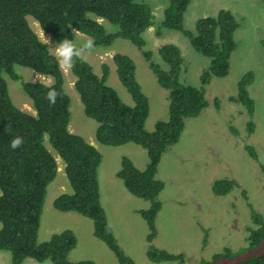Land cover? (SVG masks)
Wrapping results in <instances>:
<instances>
[{"label": "trees", "instance_id": "trees-1", "mask_svg": "<svg viewBox=\"0 0 264 264\" xmlns=\"http://www.w3.org/2000/svg\"><path fill=\"white\" fill-rule=\"evenodd\" d=\"M167 1L162 27L181 32L199 54L209 59L208 68L200 76L199 88L182 81L184 58L178 46L163 45L158 50L161 63L155 62L153 52L144 50L143 34L154 25L150 3L137 0H0V251L10 252L12 264H21L28 258L38 262L49 260L53 264H96L92 260L74 262L69 259V253L78 243L71 230L54 234L43 243L38 241L48 188L58 175V162L46 141L64 161L71 189L70 193H63L54 200V208L91 219L94 236L110 248L119 264H135L118 245L102 206L99 169L103 157L95 146L70 132L71 98L64 90L63 71L27 17L37 21L54 43L64 38L76 43L79 32L95 41V49L110 48L117 39L131 42L141 51L158 84L167 91L169 117L167 121H158L153 131H148L146 120L150 103L137 80V67L132 58L118 53L113 60L118 78L132 96L134 105L123 102L117 91L107 84L108 65H103L102 75L97 74L85 59L77 60L71 69L84 113L99 125L96 131L98 143L111 147L134 143L148 152L149 163L144 170L124 157L116 176L129 193L151 202L150 208L139 213L148 223L151 231L148 241L152 244L157 235L156 218L162 209L159 195L165 189V183L157 178L159 164L163 155L179 142L186 121L199 117L208 107L205 87L210 80L229 75L230 59L238 48L235 34L241 28L237 16L220 10L214 16L199 19L194 31L187 30L185 15L194 0ZM241 2L252 6L251 0ZM99 18L105 23L99 22ZM261 43L264 47V40ZM18 67L53 78V83L48 86L59 92L54 106L44 98L49 87L26 81ZM8 79L20 83V89L32 102L35 115L14 104ZM254 81V73H246L238 83L234 98L249 117L255 114V100L248 92ZM219 102L215 99V104ZM249 131L254 132L253 123H250ZM17 136L22 137L24 143L13 150L10 142ZM246 149L253 159H257L252 146H246ZM260 169L264 173V165L260 164ZM238 187L235 180L222 179L213 184V192L223 197ZM242 194L247 198L245 190ZM252 213L262 223L263 217ZM259 225L247 238L250 246L240 253L264 238V224ZM203 231L206 245L210 231L205 228ZM146 255L154 263L185 264L184 254H172L152 245ZM232 255L230 249L225 248L224 253L215 258ZM241 264H264V257Z\"/></svg>", "mask_w": 264, "mask_h": 264}, {"label": "rangeland", "instance_id": "rangeland-1", "mask_svg": "<svg viewBox=\"0 0 264 264\" xmlns=\"http://www.w3.org/2000/svg\"><path fill=\"white\" fill-rule=\"evenodd\" d=\"M137 1L152 4L154 15V25L143 34L146 41L144 50L153 52L155 62L161 63L158 50L166 44L178 46L185 67L181 79L199 88L200 76L208 68L209 59L199 54L181 32L162 27L168 1ZM241 1L194 0L185 15V28L190 31L195 30L199 19L214 16L220 10L230 11L237 16L241 28L235 34L238 48L231 56L229 75L210 80L205 87L208 107L199 117L186 121L179 142L163 155L159 164L157 178L165 183V189L159 195L162 209L156 218L157 235L152 244L148 241L151 233L148 223L139 213L150 208L151 202L129 193L116 176L124 157L131 159L138 169L144 170L149 163L147 150L134 143L112 147L98 143L96 131L99 125L84 113V106L75 89L76 77L71 70H62L65 76L64 90L71 98L69 130L95 146L103 157L99 169L102 206L118 245L135 264H177L151 262L146 255L151 245L172 254H184L186 264L208 263L216 255L223 254L225 248L236 255L249 247L247 238L250 230L259 227L252 224L254 220L249 206L253 204L264 219V173L260 169V164L264 165V47L261 43L264 40V1L251 0L253 7ZM27 19L43 41L45 33L32 17ZM98 21L105 23L100 18ZM45 35L53 45L56 44L49 35ZM76 38L78 45L89 39L80 32L76 33ZM118 53L129 56L136 64L137 80L150 103L146 129L153 131L158 121H167L169 117L168 93L158 84L141 51L131 42L117 39L110 48L98 47L86 53L85 60L99 75L103 74V65H108L107 84L117 91L123 102L134 105L132 96L116 73L112 59ZM17 70L26 81L37 82L39 78V83H53V78L30 69L18 67ZM249 71L255 75V81L248 87L249 95L255 100V114L252 117L241 104L234 101L238 83ZM7 82L14 104L35 115L32 102L20 89V83L10 79ZM217 98L220 100L218 105L215 104ZM250 123L254 126L253 133L249 131ZM46 146L58 162V175L48 188L38 241L43 243L54 234L71 230L78 240L77 247L69 253L71 261L119 264L110 248L94 236L91 219L54 208V200L63 193H70L71 189L64 161L47 141ZM246 146L255 149L257 159L248 154ZM222 179L235 180L239 187L218 197L213 192V184ZM244 190L248 193L247 198L242 194ZM203 228L210 231L206 245L203 243ZM0 264H12L10 252L0 251ZM21 264L53 263L28 258Z\"/></svg>", "mask_w": 264, "mask_h": 264}, {"label": "clouds", "instance_id": "clouds-1", "mask_svg": "<svg viewBox=\"0 0 264 264\" xmlns=\"http://www.w3.org/2000/svg\"><path fill=\"white\" fill-rule=\"evenodd\" d=\"M100 20H103V19H100ZM35 22L39 26V23L37 21ZM45 34H44L43 43L50 48L51 55L53 56L59 69L61 70H71L72 68L75 67V62L77 60L83 61L85 59V54L90 53L94 51L95 49V41L91 38L85 40L82 44H79V45L75 43L73 39L64 38L62 41L53 45L50 38L46 37ZM113 63H114V60H113ZM37 82H39V78H37ZM45 87H49V86L45 85ZM58 96H59V92L55 90L54 88L49 87V91H47L44 98L47 100L49 105L54 106L56 104ZM23 143H24L23 138L17 136L11 140L10 147L11 149L16 150L20 148L23 145Z\"/></svg>", "mask_w": 264, "mask_h": 264}, {"label": "water", "instance_id": "water-1", "mask_svg": "<svg viewBox=\"0 0 264 264\" xmlns=\"http://www.w3.org/2000/svg\"><path fill=\"white\" fill-rule=\"evenodd\" d=\"M264 257V238L254 247L230 257L214 258L205 264H241L253 258Z\"/></svg>", "mask_w": 264, "mask_h": 264}, {"label": "flooded vegetation", "instance_id": "flooded-vegetation-1", "mask_svg": "<svg viewBox=\"0 0 264 264\" xmlns=\"http://www.w3.org/2000/svg\"><path fill=\"white\" fill-rule=\"evenodd\" d=\"M252 205L249 206L250 210L252 209L251 214H253L252 212H256V211L259 213V211L256 210L257 208L254 205L253 206ZM253 220H254V223L252 222V224H256V226H260L259 224H264V219H262V223L260 221H257L254 217H253ZM250 234H251V230H250ZM247 241L249 242V240H247ZM248 246H250V242H249V245ZM185 264H186V262H185Z\"/></svg>", "mask_w": 264, "mask_h": 264}, {"label": "bare ground", "instance_id": "bare-ground-1", "mask_svg": "<svg viewBox=\"0 0 264 264\" xmlns=\"http://www.w3.org/2000/svg\"><path fill=\"white\" fill-rule=\"evenodd\" d=\"M245 16V15H244Z\"/></svg>", "mask_w": 264, "mask_h": 264}]
</instances>
